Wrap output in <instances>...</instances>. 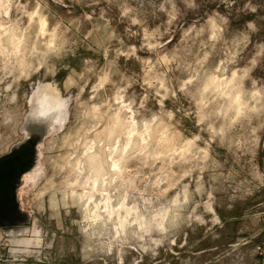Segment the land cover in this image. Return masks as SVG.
Wrapping results in <instances>:
<instances>
[{
    "label": "rangeland",
    "instance_id": "374dc122",
    "mask_svg": "<svg viewBox=\"0 0 264 264\" xmlns=\"http://www.w3.org/2000/svg\"><path fill=\"white\" fill-rule=\"evenodd\" d=\"M8 163L0 264H264V0H0Z\"/></svg>",
    "mask_w": 264,
    "mask_h": 264
},
{
    "label": "flooded vegetation",
    "instance_id": "af4514ba",
    "mask_svg": "<svg viewBox=\"0 0 264 264\" xmlns=\"http://www.w3.org/2000/svg\"><path fill=\"white\" fill-rule=\"evenodd\" d=\"M43 86L52 87L54 89V91L56 92V95H55V93L53 94L50 92H48L46 94L41 93L42 91H40V90L43 89ZM34 94H36V95H35V100H34V108H33V112H32L33 115L35 117H39L41 120L47 122L50 127L52 125H55V124L58 125L59 127H61V125H64L65 121L67 119L66 114L68 116V112L63 114V111L65 108L64 106H66V110H67L68 102H67V99L60 94L59 90L56 87H54L50 81H44V82H41L37 85V87L34 91ZM51 94L57 96L59 98V100L63 101V104H62V102H61V104H58L57 102H55L56 106L51 105L52 104L51 103L52 101L50 98ZM61 107H64V108H61ZM40 112H43L45 115L43 117L38 116L37 114ZM62 115H64V118Z\"/></svg>",
    "mask_w": 264,
    "mask_h": 264
},
{
    "label": "bare ground",
    "instance_id": "6f19581e",
    "mask_svg": "<svg viewBox=\"0 0 264 264\" xmlns=\"http://www.w3.org/2000/svg\"><path fill=\"white\" fill-rule=\"evenodd\" d=\"M89 162L93 165H96V166H98V165L101 166V164L103 163L101 155L99 153L91 155L89 158Z\"/></svg>",
    "mask_w": 264,
    "mask_h": 264
},
{
    "label": "water",
    "instance_id": "95a60500",
    "mask_svg": "<svg viewBox=\"0 0 264 264\" xmlns=\"http://www.w3.org/2000/svg\"><path fill=\"white\" fill-rule=\"evenodd\" d=\"M30 140H34L33 138H30ZM15 167H14V164H12V163H8V164H6L5 165V167L3 168V169H0V178L3 180V179H5L4 178V175H6L5 173H7V171H5L6 169H9V170H12V169H14ZM3 170V171H2ZM1 181V180H0Z\"/></svg>",
    "mask_w": 264,
    "mask_h": 264
},
{
    "label": "clouds",
    "instance_id": "9594fccd",
    "mask_svg": "<svg viewBox=\"0 0 264 264\" xmlns=\"http://www.w3.org/2000/svg\"><path fill=\"white\" fill-rule=\"evenodd\" d=\"M37 115L40 116V117H43L45 114L43 112H40Z\"/></svg>",
    "mask_w": 264,
    "mask_h": 264
}]
</instances>
